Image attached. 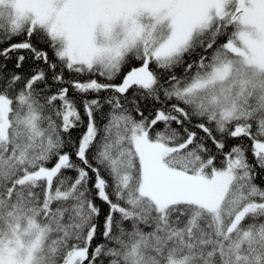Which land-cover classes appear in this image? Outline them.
I'll return each instance as SVG.
<instances>
[{
  "label": "snow or ice",
  "instance_id": "obj_1",
  "mask_svg": "<svg viewBox=\"0 0 264 264\" xmlns=\"http://www.w3.org/2000/svg\"><path fill=\"white\" fill-rule=\"evenodd\" d=\"M0 264H264V0H0Z\"/></svg>",
  "mask_w": 264,
  "mask_h": 264
}]
</instances>
